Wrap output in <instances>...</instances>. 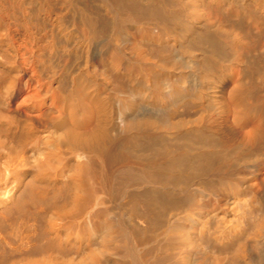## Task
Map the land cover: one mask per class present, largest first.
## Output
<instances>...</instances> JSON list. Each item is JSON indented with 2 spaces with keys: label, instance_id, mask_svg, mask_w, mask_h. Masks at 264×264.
<instances>
[{
  "label": "bare ground",
  "instance_id": "1",
  "mask_svg": "<svg viewBox=\"0 0 264 264\" xmlns=\"http://www.w3.org/2000/svg\"><path fill=\"white\" fill-rule=\"evenodd\" d=\"M0 45V264H264V0H0Z\"/></svg>",
  "mask_w": 264,
  "mask_h": 264
},
{
  "label": "rangeland",
  "instance_id": "2",
  "mask_svg": "<svg viewBox=\"0 0 264 264\" xmlns=\"http://www.w3.org/2000/svg\"><path fill=\"white\" fill-rule=\"evenodd\" d=\"M0 47H1V48H0V54H1V53L6 54L5 51H3V49H5L4 45H2V46L0 45ZM3 57H5V56H3ZM7 57H8V55H7ZM5 59H6V62H8L9 59L6 58V57H5Z\"/></svg>",
  "mask_w": 264,
  "mask_h": 264
}]
</instances>
